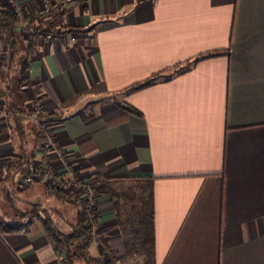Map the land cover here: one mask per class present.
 Returning a JSON list of instances; mask_svg holds the SVG:
<instances>
[{
	"label": "crops",
	"instance_id": "obj_1",
	"mask_svg": "<svg viewBox=\"0 0 264 264\" xmlns=\"http://www.w3.org/2000/svg\"><path fill=\"white\" fill-rule=\"evenodd\" d=\"M22 1L34 26L52 0ZM54 15L50 27L91 29L66 32L76 37L61 44L33 42L25 60L24 45L6 54L0 165L32 153L42 185L49 167L60 186L71 171L101 183L151 177L155 264H264V0H70ZM214 50L227 55L185 63ZM180 62V73L127 93ZM46 115L61 116L46 126L62 158L37 133ZM22 177L7 184L29 191L22 202L31 205L39 188H23ZM108 205L100 199V221ZM111 226L92 254L130 264ZM0 264L60 262L33 223L30 233L0 234Z\"/></svg>",
	"mask_w": 264,
	"mask_h": 264
},
{
	"label": "trees",
	"instance_id": "obj_2",
	"mask_svg": "<svg viewBox=\"0 0 264 264\" xmlns=\"http://www.w3.org/2000/svg\"><path fill=\"white\" fill-rule=\"evenodd\" d=\"M62 13L59 12L56 16ZM56 16L54 15L45 21L46 29L52 33L86 32L91 29V27L86 29L68 26L50 27ZM32 27L37 29V26ZM16 28V15L0 5V37L5 41L7 53H9V56L11 54L15 55L21 49V45H24L23 59L25 60L32 50L34 38L30 37L25 41L19 37ZM221 55H227V52L214 50L198 54L186 60L185 63L195 64L200 60ZM180 64L182 62L164 68L151 78L130 88L127 93L148 87L159 82L160 79L171 78L181 72ZM25 69L26 66H23L22 71H25ZM123 107L139 116L142 115L140 111L133 109L131 106ZM58 119H61V116L49 117L46 115L40 116L39 122L49 123ZM84 119H86L85 116ZM34 157L35 155L32 153L26 154L23 157L12 158L8 164L0 165V195L2 193L9 194L7 187L9 179L15 178L16 180L19 176L31 174V164ZM116 181L126 182V186L122 187V185L112 183ZM105 182L110 206L125 250L126 260L128 263L131 261L130 264H155L152 178H116L106 179ZM93 184H95V180H91L89 184H86V187H92ZM74 186L75 182H72V180L67 181L63 186L43 183L48 198H53L55 203H59L63 207L68 206L69 212L75 210L70 220H63L62 225L58 224L57 218H61L63 214L61 210L54 205L46 206L41 202L33 203L31 207L22 210L14 209L12 212L0 208V234L30 233L32 224L37 222L51 240L52 248L59 256L60 264H74L76 261H82L85 264H111V262L104 261L99 255L96 256L90 251V246L95 240L93 225L100 220L99 208L95 205L91 206L89 215L85 214L81 198L77 196Z\"/></svg>",
	"mask_w": 264,
	"mask_h": 264
},
{
	"label": "built area",
	"instance_id": "obj_3",
	"mask_svg": "<svg viewBox=\"0 0 264 264\" xmlns=\"http://www.w3.org/2000/svg\"><path fill=\"white\" fill-rule=\"evenodd\" d=\"M5 3V7L9 9L13 14L17 17V32L22 37H33L34 42H45L47 44H61L68 40H74L76 37L73 33H62V34H55L46 29L45 26V19L49 16H52L55 12L59 11V9L62 7L63 2H68L70 0H62L61 2H56L55 0L52 1H44L40 4L36 16H35V22L34 26H37V29H33L32 26L29 25L30 18L29 15L25 12L24 4L22 0H2ZM7 54V46L5 44V41L0 37V67L2 64V60ZM1 103V102H0ZM47 123H38L37 124V133L40 135V137L43 140V146L46 149H51L54 151L58 157L62 158V152L57 147L56 142L50 132V130L46 126ZM1 126H0V142H1ZM47 172V171H46ZM70 178L72 182L76 183V180L78 178L75 177V174L73 171L69 172ZM37 176L36 171L33 170L31 174L23 176L22 177V183H30L32 182L35 177ZM75 187V186H74ZM92 188L89 186L84 189V193L87 196V201L85 205L83 204V212L87 215L90 213V208L95 204L93 192L90 193ZM96 228V224L93 225ZM100 242L105 241V239L98 238ZM98 240V241H99Z\"/></svg>",
	"mask_w": 264,
	"mask_h": 264
},
{
	"label": "rangeland",
	"instance_id": "obj_4",
	"mask_svg": "<svg viewBox=\"0 0 264 264\" xmlns=\"http://www.w3.org/2000/svg\"><path fill=\"white\" fill-rule=\"evenodd\" d=\"M40 168H35L34 170L36 172H40L39 171ZM47 171V172H46ZM34 177L35 179L37 178L34 174ZM75 177L77 178L76 174H75ZM61 176L57 175L56 174V171L53 167H49V168H45V171L43 173V182L44 183H47L49 185H59L61 183ZM11 181V179H9ZM91 180H95V184L92 185V187L90 186V188H92V190L90 191L93 192V196H95L93 199H94V202H95V207L99 208L98 207V204L100 202V199H105L107 201L108 204H110V199H109V196L107 194V186H106V183H101L99 182V180H96V179H91V178H80L79 180L77 179L76 180V183H75V192L77 194V196H79L81 198V201H82V205L86 203L87 201V196L86 194L84 193V189L86 188V184H89V182H91ZM9 181V183L7 184V187H8V195L2 193L0 195V208L1 209H5V211H10L12 212L14 209H25L26 207H31V205L29 204H24L22 201L24 199H26L28 196H29V191H21L20 193H18L13 187H12V183ZM34 181V180H33ZM30 182V183H23L22 187L25 188V187H29L31 185H33L34 188H39V192L36 193V194H33L32 195V198H33V201L32 203H38V202H41L43 204H45L46 206H50V205H54L56 206L59 210H61V213H62V210H66V208H64L61 204L59 203H55V200H53V198H48L47 195L48 193H46V190L45 188L43 187L42 183L40 182H35L33 183ZM115 185H119L122 187H125L126 184L123 183V184H117L115 183ZM16 188H20L19 185H17ZM48 204V205H47ZM93 205V206H94ZM77 210V209H76ZM103 208L101 207V212H103ZM75 212V210H71V213L73 214ZM108 212H109V215H110V218L109 219H106L104 220V218H101L103 220H99V222L96 223V228L94 227V242L91 244L90 246V251L92 253H96V246H95V242L98 243V244H101V245H104L105 246V241H102L100 242V240L98 239L99 237L100 238H104L105 237V234L107 232H109V229L112 228L111 225H113L115 222H116V219H115V216L113 214V211H112V208L111 206L108 205ZM56 218V217H54ZM105 221V222H104ZM37 223V222H35ZM57 223L62 225L63 223V220H61V218H57ZM105 223V224H103ZM102 224V225H101ZM111 224V225H110ZM110 225V226H109ZM107 235V234H106ZM105 239V238H104ZM99 240V241H98ZM106 240V239H105ZM75 264H79V261H76Z\"/></svg>",
	"mask_w": 264,
	"mask_h": 264
}]
</instances>
